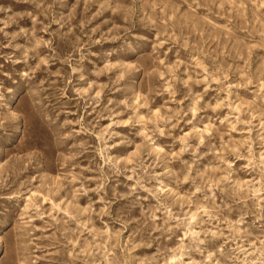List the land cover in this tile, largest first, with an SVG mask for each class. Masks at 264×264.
Instances as JSON below:
<instances>
[{"label":"rangeland","instance_id":"374dc122","mask_svg":"<svg viewBox=\"0 0 264 264\" xmlns=\"http://www.w3.org/2000/svg\"><path fill=\"white\" fill-rule=\"evenodd\" d=\"M0 264H264V0H0Z\"/></svg>","mask_w":264,"mask_h":264}]
</instances>
